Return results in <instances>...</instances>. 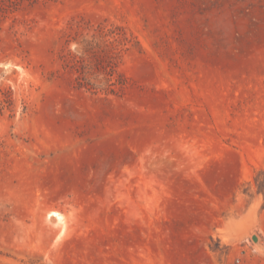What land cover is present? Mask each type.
I'll return each mask as SVG.
<instances>
[{
  "label": "rangeland",
  "instance_id": "374dc122",
  "mask_svg": "<svg viewBox=\"0 0 264 264\" xmlns=\"http://www.w3.org/2000/svg\"><path fill=\"white\" fill-rule=\"evenodd\" d=\"M264 0H0V264H264Z\"/></svg>",
  "mask_w": 264,
  "mask_h": 264
},
{
  "label": "water",
  "instance_id": "95a60500",
  "mask_svg": "<svg viewBox=\"0 0 264 264\" xmlns=\"http://www.w3.org/2000/svg\"><path fill=\"white\" fill-rule=\"evenodd\" d=\"M242 227L238 230V235H247L253 244L260 250H264V243L261 234L258 231H252V218L246 217Z\"/></svg>",
  "mask_w": 264,
  "mask_h": 264
}]
</instances>
